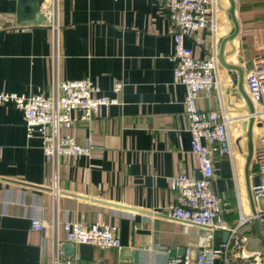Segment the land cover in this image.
I'll list each match as a JSON object with an SVG mask.
<instances>
[{
    "label": "crops",
    "instance_id": "obj_1",
    "mask_svg": "<svg viewBox=\"0 0 264 264\" xmlns=\"http://www.w3.org/2000/svg\"><path fill=\"white\" fill-rule=\"evenodd\" d=\"M236 1L237 15L248 8L259 13L250 22L238 16L235 52L228 56L247 73L252 67V60L243 61L248 45L258 53L264 44V0ZM42 8L44 20L19 21L17 0H0V90L50 94L56 80L86 77L118 103L66 130L81 144L91 138L93 150L90 156H62L57 170L45 156L42 138L27 137L22 112L0 103V264H53L55 252L63 262L166 264L175 257L169 255L172 248L197 245L204 236L202 227L166 215L175 197L167 178L199 174L185 113L186 88L174 78V27L167 8L157 0H58L56 8L54 0H45ZM219 16L222 36L230 24L224 9ZM201 35L206 43L191 45L206 57L210 34ZM117 83L123 84L119 92ZM231 86L223 69V94L203 92L201 111L225 107L228 115L243 116L246 112L236 111L244 104L240 93H226ZM243 167L236 144L233 158L214 160L213 186L233 225L239 215L236 183L245 186ZM31 217L105 220L118 226L122 247L100 250L63 238L57 247L53 231L44 236L33 230ZM65 244H73L74 251Z\"/></svg>",
    "mask_w": 264,
    "mask_h": 264
},
{
    "label": "built area",
    "instance_id": "obj_2",
    "mask_svg": "<svg viewBox=\"0 0 264 264\" xmlns=\"http://www.w3.org/2000/svg\"><path fill=\"white\" fill-rule=\"evenodd\" d=\"M168 11L174 27L175 63L174 78L186 88L185 113L189 120L191 150L198 162V175L180 173L167 178L175 197L168 206L166 215L174 220L202 227L203 240L197 245H188L183 256H176L166 264H264V255L245 249L247 238L237 234V229L259 219L264 234V47L252 59V67L245 75V87L255 104V125L263 127L255 140L252 175L260 177L259 184H252L257 213L252 214L244 184L236 183L239 219L231 225L225 218L223 203L213 186L214 160L219 155L234 156V144L243 130V118L228 115L226 108L201 111L198 100L201 94L209 96L222 88V66L217 57V41L220 37V12L218 0H157ZM58 0H54V8ZM58 26L54 25V28ZM208 30L211 48L206 57L198 56L191 43L203 46L206 38L202 31ZM262 45V44H261ZM123 84L114 86L121 91ZM0 103H12L23 114L27 137L36 135L43 140L45 156L57 170L62 156H90L92 139L81 144L66 130L78 120H89L101 109H109L118 103V98L102 93L101 87L90 78L63 79L54 82L50 94L33 92L29 95L0 90ZM80 112V115H75ZM238 129L233 136L232 131ZM54 179L57 174L54 173ZM55 182V181H54ZM55 188L56 182H55ZM58 188L56 189V193ZM31 228L47 236L53 231L57 247L61 239L73 244H89L107 250L121 248L118 226L100 220L98 222L70 221L31 217ZM230 234L225 241L223 232ZM232 257L234 262H232ZM53 264H104L61 261L55 252Z\"/></svg>",
    "mask_w": 264,
    "mask_h": 264
},
{
    "label": "water",
    "instance_id": "obj_3",
    "mask_svg": "<svg viewBox=\"0 0 264 264\" xmlns=\"http://www.w3.org/2000/svg\"><path fill=\"white\" fill-rule=\"evenodd\" d=\"M219 5L221 9H224L228 14L230 29L229 31L220 36L217 41V57L223 69H225L230 78H231V87L227 89L226 93L230 91H238L241 97L244 100L242 106L237 107L236 111L239 113L247 112L250 114L249 117L243 118L241 122L242 134L237 137L235 144L240 151L241 155L244 158V167L243 174L245 180V188L249 200L250 210L253 215L257 213L255 200L252 192V184H259L260 177L257 174L252 175L254 166H253V155L255 149V140H254V127H255V117L253 113L255 112V104L246 90L245 87V68L237 63H232L228 61V56L235 52V43L234 40L237 38L240 31V23L237 15V1L228 0L229 5L227 7L222 6L221 0ZM45 0H17V20H28L35 21L38 17V20H44L46 15L43 12V4ZM38 15V16H37ZM37 20V19H36ZM227 44L231 46L230 50L226 49ZM18 183H24L16 180H10ZM27 184V183H24ZM31 185V184H29ZM35 186V185H33ZM37 187V186H36ZM101 201V200H98ZM113 205H118L112 203ZM136 209V208H131ZM230 232H223L222 240L225 241L229 236ZM237 234L240 236H245L247 238L245 249L249 252H260L264 255V234L261 229V224L259 219L255 217L252 222L246 223L240 226L237 229ZM64 248L68 252L74 251L73 244H65ZM185 253V248H180L179 250L171 249L169 255L172 257L183 256ZM139 260V251L135 250V261Z\"/></svg>",
    "mask_w": 264,
    "mask_h": 264
},
{
    "label": "rangeland",
    "instance_id": "obj_4",
    "mask_svg": "<svg viewBox=\"0 0 264 264\" xmlns=\"http://www.w3.org/2000/svg\"><path fill=\"white\" fill-rule=\"evenodd\" d=\"M222 5L224 6V7H227L228 5H229V3H228V0H224L223 2H222ZM249 11V12H248ZM252 10H250L249 8L248 9H246L244 12H245V15H242V14H240V10H239V12H238V16H239V19H240V21L241 22H250V21H252V18L253 19H258V15L257 14H259V13H255V12H251ZM243 13V12H242ZM261 17V16H260ZM246 18H251V19H248V20H246ZM221 21V20H220ZM220 21H219V25H220V28L222 27L221 26V24H220ZM229 29H230V26H229ZM249 46L250 45H248V47H247V49H246V53H247V55H246V57L245 58H243V61L245 62V63H251V61L250 60H252L254 57H255V55H256V53L257 52H255L254 51V49H253V46H251L250 48H249ZM263 47H264V44L262 45ZM248 48L250 49V50H248ZM248 52H250L251 53V55H248ZM258 128H259V130H258V134L263 130V127H259V126H257ZM236 131H238V129H236L235 130V128L233 129V131H232V134H233V136H234V134H236L235 132ZM258 134H257V136H258ZM256 136V137H257ZM236 154V153H235ZM236 157H238L237 156V154L235 155V158ZM239 214V213H238ZM226 218V217H225ZM238 219H239V215H238ZM105 221V220H104ZM231 224V223H230ZM231 225H233V224H231ZM200 231L201 232H203L204 230L203 229H200ZM232 262H234V259H233V257H232V260H231Z\"/></svg>",
    "mask_w": 264,
    "mask_h": 264
},
{
    "label": "bare ground",
    "instance_id": "obj_5",
    "mask_svg": "<svg viewBox=\"0 0 264 264\" xmlns=\"http://www.w3.org/2000/svg\"><path fill=\"white\" fill-rule=\"evenodd\" d=\"M258 130H259V128L255 125V127H254V138L255 139H256V136L258 134Z\"/></svg>",
    "mask_w": 264,
    "mask_h": 264
}]
</instances>
